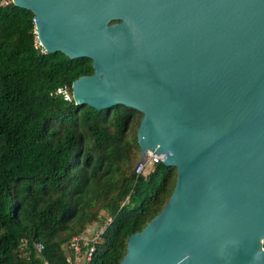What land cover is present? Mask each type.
Returning <instances> with one entry per match:
<instances>
[{
  "label": "water",
  "instance_id": "water-1",
  "mask_svg": "<svg viewBox=\"0 0 264 264\" xmlns=\"http://www.w3.org/2000/svg\"><path fill=\"white\" fill-rule=\"evenodd\" d=\"M39 45L92 74L75 104L141 113L140 157L176 169L120 264H264V0H12Z\"/></svg>",
  "mask_w": 264,
  "mask_h": 264
},
{
  "label": "trees",
  "instance_id": "trees-1",
  "mask_svg": "<svg viewBox=\"0 0 264 264\" xmlns=\"http://www.w3.org/2000/svg\"><path fill=\"white\" fill-rule=\"evenodd\" d=\"M2 1L0 264H67L68 240L100 211L111 220L88 264H120L129 236L167 205L176 169L137 176L141 113L75 104L72 83L92 74L90 60L46 53L33 14ZM64 88L69 100L56 94Z\"/></svg>",
  "mask_w": 264,
  "mask_h": 264
},
{
  "label": "built area",
  "instance_id": "built-area-1",
  "mask_svg": "<svg viewBox=\"0 0 264 264\" xmlns=\"http://www.w3.org/2000/svg\"><path fill=\"white\" fill-rule=\"evenodd\" d=\"M2 5H7V1L3 0ZM56 94H62L65 100L70 99L69 94L65 88L57 90ZM164 159V155H157L150 151H147L142 158L140 157L135 167V174L137 176L145 175L147 171L151 170L155 165L162 163ZM100 214L97 215V219L95 221H97L101 225L98 226L95 231H93L92 233L83 231L78 234L72 235L68 240L67 250L69 251L70 256L67 258V264H88L91 262L94 246L96 245L98 238H100V235L102 234L105 226L111 220L109 216H101ZM35 249L37 252H40L43 249L41 243H37V245H35Z\"/></svg>",
  "mask_w": 264,
  "mask_h": 264
},
{
  "label": "rangeland",
  "instance_id": "rangeland-1",
  "mask_svg": "<svg viewBox=\"0 0 264 264\" xmlns=\"http://www.w3.org/2000/svg\"><path fill=\"white\" fill-rule=\"evenodd\" d=\"M8 1V0H7ZM9 1H11L12 2V0H9ZM136 119H139L138 118V116H137V118H135L134 120H133V122L135 123V121H136ZM139 158H140V156H139ZM138 158V159H139ZM138 161V160H137ZM151 170H149V171H147L146 173H145V175L147 174V173H149ZM101 212V214L100 213H98V214H100L101 216H106V217H108V215L105 213L104 214V212L103 211H100ZM101 225V224H100ZM97 226H94V223H92V224H90V225H88L86 228L89 230V231H95L94 229L96 228Z\"/></svg>",
  "mask_w": 264,
  "mask_h": 264
},
{
  "label": "crops",
  "instance_id": "crops-1",
  "mask_svg": "<svg viewBox=\"0 0 264 264\" xmlns=\"http://www.w3.org/2000/svg\"><path fill=\"white\" fill-rule=\"evenodd\" d=\"M104 212V211H103ZM104 214H105V212H104ZM97 219V218H96ZM92 223H94V226H97L94 230H96L97 228H98V226H100V223H98L97 221H93V222H91V223H89V224H87L86 226H85V230L84 231H86V232H88V233H92L93 232V230L92 231H89L86 227L88 226V225H90V224H92Z\"/></svg>",
  "mask_w": 264,
  "mask_h": 264
}]
</instances>
